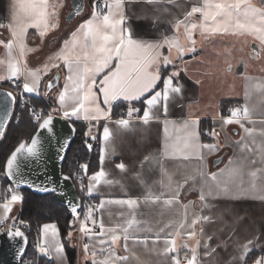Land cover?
I'll return each mask as SVG.
<instances>
[{"label":"snow or ice","instance_id":"6c2138e0","mask_svg":"<svg viewBox=\"0 0 264 264\" xmlns=\"http://www.w3.org/2000/svg\"><path fill=\"white\" fill-rule=\"evenodd\" d=\"M133 3L144 6L141 9L142 15L138 16V19L146 22L151 20L144 29L145 35H137V29L128 23L125 6ZM172 4L174 0H92L90 17L79 23L70 33L69 38L63 41L59 51L49 57V62L35 71L29 70L26 62L23 61L27 52L34 51L26 44L28 30L36 29L43 38L50 30L57 28L58 24L53 20L58 16V7L62 5L50 0H29L26 5L19 6L23 15L14 12L11 23H0V29H7L10 35L7 42L0 41L9 53L8 72L7 75L0 76V80H8L16 84L21 75L25 77L22 91L18 94L11 91L0 92V139L4 138L10 123H19V117H15L14 120L16 107L27 111L35 122L34 134L30 139H21L18 146L0 164L3 175L14 184V187H9L7 190L10 195H5L4 202L0 204V208L3 209L0 226L9 219L14 222L8 225L6 231L0 228V236L6 237L8 251L14 264H22L28 244L25 232L21 227L16 226L17 218L10 217L13 206L17 203L22 204L24 200L18 189L25 186L37 192L53 193L61 197L67 195L63 190L62 182L69 180L70 177L62 174L58 186L52 182V177L46 174V164L49 153H54L57 162H64L72 137L76 133V121L87 122L84 136L89 151L92 149L89 141L97 140L93 129L101 126V121L104 122L102 139L106 145L112 137L110 123L132 131L135 122L147 127L153 121L160 122L162 115L165 133L160 156L144 158V162L151 160L160 164L162 177L167 181L161 179L162 191L156 192L148 188L143 196L102 198L98 204L84 205L83 211L79 202L67 201L73 217L70 222L72 231L68 232V239H71L73 231H78L81 238L88 239L89 242L83 244V253L85 261H90V264H125L129 256L118 255V248L128 252L130 244L147 246L149 239L154 246L152 250H155V245L163 242L161 253L173 254L172 264H200L198 250L201 240L197 237L198 234L203 235L204 225L212 221L211 216L203 214L205 209L210 210L213 207L208 203L209 200L218 203L244 200L264 202V183L256 182L257 176L264 174V167L256 168L249 173L252 179L247 186L240 179L245 161L252 165L259 161L264 165V127L255 126L257 121L252 119V109L247 104L229 108L228 115L220 116V128L223 130L229 125H238L244 135L235 141V144L241 153L248 155H243L235 166L220 169L218 173H208L203 169L207 155L219 153L224 147L229 146L227 142L225 144L219 142L220 133L216 130L215 121L210 130L205 129L202 133L199 127L200 117L192 113L179 123L168 119L170 104L176 97L182 98L184 91V85L180 82L181 72L187 74L186 67H176L173 51L176 53L175 60L186 64L183 58L187 53L196 51L197 41L194 36L199 29L200 37L205 40L225 36L251 37L257 45V48L253 49V54L258 58L260 53L264 52V8L256 7L252 0H203L201 5H193L183 18L168 22L172 30L171 35L160 33L158 38H152L151 30L158 28L160 17L169 11L164 6ZM80 11L81 9L77 7L74 13L69 14V19L74 15H80ZM152 13H155V16L150 15ZM196 17L199 18V22H195ZM181 28L188 46L180 41ZM14 49L18 52V56H12ZM164 49H167V55L164 54ZM169 66H172V71H168ZM52 69H57L58 72L52 80H49L47 90L42 95L49 96L50 91L57 86L59 70L66 71L65 82L55 98L56 106L51 107L47 112L38 111L29 106L25 94L40 96L41 80ZM227 70H231V65ZM247 79L249 83L246 97L253 91L264 92V82L255 81L252 77ZM195 83L199 84L200 81L197 80ZM121 106L124 111L118 118L113 119L115 115L113 109ZM157 110L161 115L156 114ZM57 118L65 122L69 129L68 133H62L57 129L55 124ZM245 122L253 126L246 127ZM259 123L264 125V120ZM169 125L181 135L169 136ZM201 135L210 137L213 142H202ZM107 154V148H101L98 171L88 175L89 165L82 163L79 169L82 170L83 175L79 172L74 174L80 181L81 191L86 190L89 197L99 191L100 185L114 183L108 179V173L104 168ZM250 156L256 158L249 160ZM169 158L185 161L196 159L201 162L198 171L202 181L198 189L200 202L196 205L199 208L198 212H190L194 202L181 204L180 199L185 184L189 180L195 181L196 176L185 177L183 182H174L162 163L163 159ZM229 163L232 165L233 161L230 159ZM115 167L122 172L127 170L123 162L117 163ZM33 173L36 175L33 176ZM84 176H87V185L83 183ZM109 205L119 206L123 210L119 213L118 222L106 225L102 214ZM149 205L159 206L162 211L180 205L183 211L178 214V219L170 220L159 228L154 237L141 236L139 235L141 232H151V228H144L143 221L138 219V216L142 215L141 209ZM25 223L19 220L20 225ZM167 229L172 231H166ZM181 236H186L180 246L187 250L183 256L178 251L176 239ZM231 238L229 235L222 246L212 247L209 242L213 237L208 236L203 243L205 256H212L217 252V248L226 249ZM192 239L196 240V244L189 248L187 241ZM258 239L259 236L248 239L240 245L242 251L239 260L243 264H247L246 258L254 250H259L260 254L255 255L252 264H264V245L257 243ZM35 250L46 257L65 259V246L61 242L55 222L41 225L40 239L35 243Z\"/></svg>","mask_w":264,"mask_h":264},{"label":"crops","instance_id":"0c3cea01","mask_svg":"<svg viewBox=\"0 0 264 264\" xmlns=\"http://www.w3.org/2000/svg\"><path fill=\"white\" fill-rule=\"evenodd\" d=\"M28 2L29 0H0V22L4 24L11 23L14 12H19L23 15L19 6L26 5ZM50 2L62 5V7H58V16L53 20L54 23L58 24V27L50 30L43 38L40 37L36 29L29 28L26 44L28 48L34 51L27 52L23 58L29 70L35 71L41 69L45 63H48L49 57L59 51L63 45V41L69 38L70 33L84 19L89 18L91 14L92 1L87 4L84 13L76 21L67 25L66 23L71 22L66 20L68 4L71 7L70 0H50ZM202 3L203 0H174V4L165 5L164 7H167L169 11L160 17L161 22L157 29L151 30V37L158 38L160 33L171 35L172 30L168 22L174 21L177 18H183L184 14L193 5L199 6ZM252 3L256 7L264 8V0H252ZM125 7L129 18L128 23L137 29V35H145L144 29L148 27L151 20L146 22L137 18L142 15L141 9L144 6L133 3ZM150 15L155 16V13ZM194 19L195 22H199L198 17ZM179 35L181 43L188 46L184 39L183 28H181ZM194 38L197 41L195 45L196 51L194 53H187L184 56L183 60L187 62L186 64L175 60V51L172 54L176 67H186L187 74L185 75V73L181 72L180 82L184 85V91L182 98L178 96L170 104L168 119L179 123L187 118L189 113H192L200 117L199 127L202 133L205 129L210 130L213 127V121H215L216 130L220 133L219 142L221 144L227 142L229 146L224 147L219 153L207 155L203 163V169L208 173H218L220 169L235 166L240 162V158L243 155H248L247 153H241L235 144V141L244 135L243 130L238 125H229L221 130L220 116L229 114H223L221 112V102L231 100L241 102L242 106L247 104L252 109V119L257 121L255 126L257 128L264 127V125L259 123V121L264 120V92L253 91L250 96L246 97L249 83L247 77H252L258 82H264V52H261L258 58L254 56L253 49H256L257 45L252 41L251 37L225 36L205 40L200 37L199 29H197ZM8 39H10L8 30L0 29V41L7 42ZM163 51L165 55L168 54L167 49ZM12 56H18V52L15 49L12 52ZM8 57V50L0 44V61H3V63H0V76L7 75ZM229 65H231L230 71L227 70ZM21 66L23 68V62ZM241 66L242 70L238 72ZM172 70V66H169L168 71ZM234 70H236V73ZM57 72V69H52L46 76H43L40 83V92L44 87L46 88L48 81ZM66 75V71L59 70V83L52 91L55 98L58 92L62 90ZM20 78L24 82L25 77L21 75ZM197 80L200 81L199 84L195 83ZM6 82L15 89H18L19 92L22 91L23 82L21 86L17 87L11 81L0 80V87ZM14 93L17 94L16 92ZM122 109H124L123 106L120 109H113L115 113L113 119L118 118ZM156 114L161 115L158 110ZM162 121L163 116L161 115L160 122L153 121L147 127L139 122H135L132 125L134 129L132 131L125 130L110 123L109 128L112 132V137L107 145L102 139V125L104 122L101 121V126L93 129V134L97 136L99 156L101 148H107L108 154L105 159L104 168L108 173V179L114 181V183L111 185H100L98 192L93 193L91 197L86 194L87 197L97 200L99 203L102 198H121L126 195L134 197L143 196L148 188H152L156 192L163 190L161 189L160 181L161 179H165V182L167 181L166 178L162 177L160 164L153 163L151 160L144 162L146 156H160V150L165 142ZM245 125L246 127L253 126L247 122H245ZM168 135L175 137L181 135V133L177 132L172 125H169ZM201 141L204 143L213 142L210 137L205 135H201ZM252 158L256 157L250 156L249 160ZM230 159L233 161L232 165L229 163ZM121 162L126 165V171L122 172L115 167L117 163ZM142 162L144 163L142 164ZM162 163L168 174L172 176L174 182H183L185 177L196 176L195 181L189 180L185 184L181 190L180 199L181 204H187L189 201L194 202L190 207V212H198L199 208L196 207L200 203L198 200V189L202 183L198 171L201 168V162L196 159L185 161L178 158H169L163 159ZM259 167H264L259 161L255 165L245 161L242 176L240 177L245 186L252 179L249 173ZM99 168L100 162L98 160V166L95 171H98ZM93 172L88 175H91ZM137 174H139V178H137ZM141 180L143 183H141ZM256 182L258 184L264 183V174H259ZM87 183L88 180L86 177V185ZM208 203L213 207L210 210L205 209L203 214L211 216L212 221L204 225L203 235L198 234L197 237L201 240V246L198 250L200 264H243L239 260L242 251L240 245L248 239H254L257 236H259V239L256 242L264 245V202L244 200L240 202L218 203L217 201L209 200ZM0 204L2 203L0 202ZM20 210L21 204H15L12 213H10V217L18 218ZM122 210L116 205L107 206L102 214L105 224L108 225L118 222L119 213ZM182 211L180 205H174L172 209L163 211L159 206L149 205L142 208V215L138 216V219L143 221L144 228H151V232H141L139 235L154 237L159 228L163 227L170 220L178 219V214ZM2 214L3 209L0 208V215ZM9 221L13 220L9 219L5 223ZM234 229L235 233L233 234ZM166 231H172V229H167ZM161 235L163 236L164 234L162 233ZM229 235L232 238L228 241L226 249L220 247L217 248V252L212 256H205L203 243L207 240L208 236L213 237V240L209 243L212 247H216L217 245L222 246ZM71 238L72 245L77 250L76 264H90V261H85L83 253V244L89 242L88 239L81 238L78 231H73ZM60 239L62 242L61 236ZM176 239L178 251L183 256L187 250L180 246L186 239V236L177 237ZM187 242L189 248L196 244L195 239L188 240ZM153 247L151 239H149L147 246L143 244H130L128 252H124L122 248H118L117 254L129 256V260L125 264H172L171 256L173 254L164 255L161 253V249L164 247L162 241L155 245V250H152ZM188 254L190 255V253ZM259 254V250H254L249 256L254 255L255 257V255ZM50 262H53V264H70L66 252L65 259L57 260L53 256Z\"/></svg>","mask_w":264,"mask_h":264},{"label":"trees","instance_id":"16d2710c","mask_svg":"<svg viewBox=\"0 0 264 264\" xmlns=\"http://www.w3.org/2000/svg\"><path fill=\"white\" fill-rule=\"evenodd\" d=\"M2 85L4 88L10 89L17 94L19 93L18 89L10 86L7 82L3 83ZM53 89L50 91L49 96L47 97L42 95V93L46 91V88L44 87L40 96L25 94V99L29 100L30 107H34L38 111L43 110L47 112L51 109V107L56 106L55 95L52 94ZM232 102L234 101L225 100L221 102V112L223 114L227 113V108ZM120 108L121 107H119V109ZM15 117H19V123H10L4 138H2L0 141V164L6 160V157L19 144L21 139H30V136L34 134L35 122L31 119L30 114L27 111H22L19 107H16L14 120ZM76 130V137L73 140L63 163V173L71 176L74 180L79 195V200L81 202V210L83 211L87 195L85 191H81L80 185L74 178V173L80 171L79 165L82 163L89 165L88 174L95 171L98 166L99 153L97 150V140L89 141L92 144L91 151H89L85 145L86 138L84 136V132L87 131V122L76 121ZM9 187H12V185L9 183L6 176L3 175V169L0 168V191L3 192ZM18 191H20L24 197L23 203L21 204L19 218L39 232L41 225L44 223L55 222L58 225L68 261L70 264H76L77 250L72 245V238L69 240L67 236L68 232L72 231L70 222L73 220V217L70 210L60 203L56 195L53 193L38 194L28 189H22ZM28 237L30 241L34 238L32 234H28ZM31 246L32 243L27 250L26 257L31 255L34 258L35 264H53V262H48L41 255L37 254V252L33 250ZM252 259H254V255H250L248 257L247 264H250Z\"/></svg>","mask_w":264,"mask_h":264},{"label":"water","instance_id":"95a60500","mask_svg":"<svg viewBox=\"0 0 264 264\" xmlns=\"http://www.w3.org/2000/svg\"><path fill=\"white\" fill-rule=\"evenodd\" d=\"M70 4H71V11H69L67 13V15H66V20L68 22L73 21L78 16V15H74L71 19H69V14L70 13H74L77 10V7H79L81 9L80 14L85 10L86 0H70ZM241 70H242V66L239 67L238 72H240ZM46 90H47V86H46ZM8 91L13 92L10 89L4 88V87H0V92H8ZM55 124H56L57 129L61 130L62 133H68L69 132V129L67 128V126H66V124H65L64 121L59 120L57 118L56 121H55ZM76 133H77V130H76ZM76 133H75V136L72 137L70 146H71L73 140L76 137ZM0 141H1V139H0ZM70 146H69V148H70ZM67 153H68V151H67ZM67 153H66V156H67ZM66 156H65V159H66ZM63 163L57 162V160L55 159L54 153H49V159H48L47 164H46V174L48 176H51L52 177V182L53 183H56L58 186L61 183V181H60L61 175L62 174L63 175H67V174L63 173ZM41 167H43V166H41ZM35 175H36V173H33V176H35ZM69 177H70L69 180L62 182V184H63V190L67 193V195L66 196H63V197L56 195V197L60 201V203H62L65 207H67L68 210H69L68 205H67V201L68 200H72L73 202H79L81 204V202L79 200V195H78V192H77V188H76V185L74 183V180L72 179L71 176H69ZM8 181L12 185V187H14V184L9 179H8ZM22 189H28V190H30L32 192H35V193H38V194H51V193H44V192L33 191V190H31V189H29V188H27L25 186H21V188L18 189V190H22ZM4 230L6 231L7 228H5ZM26 236L28 238V244H27L26 252H25V254L23 256V259L26 256V253H27V250H28V247H29V243H30V240H29V237H28L27 234H26ZM22 262H23V260H22ZM0 264H14L13 259H12V256H11V254L8 251L7 239L4 236H0Z\"/></svg>","mask_w":264,"mask_h":264},{"label":"built area","instance_id":"2783aa9c","mask_svg":"<svg viewBox=\"0 0 264 264\" xmlns=\"http://www.w3.org/2000/svg\"><path fill=\"white\" fill-rule=\"evenodd\" d=\"M1 23V22H0ZM22 78H20L17 82H16V85H19V86H21L22 85ZM238 106H242V104H241V102H239V101H234V102H232L229 106H228V108H227V110L229 109V108H233V107H238ZM124 111V109H122V111L121 112H123ZM227 113H228V111H227ZM80 173V175H83V172L80 170V171H77V172H75V173ZM74 173V174H75ZM86 177L87 176H84L83 177V183L86 185ZM74 178L76 179V177L74 176ZM76 181L78 182V184L80 185V181L78 180V179H76ZM8 189H5L3 192H1L0 191V202L1 203H3L4 202V197H5V195H10V193H8V191H7ZM98 204V201L97 200H94V199H89L88 197L86 198V201H85V205L86 204ZM19 220H21L19 217L16 219V221H15V223H16V226H19V227H21V230L22 231H24L27 235L28 234H32V236H34V238L30 241V243H29V246H30V244L32 243V249L33 250H35V243L37 242V240L39 239V234H40V232L38 231V230H36V229H33L30 225H28L27 223H25V224H23V225H20L19 224ZM12 223H14L13 221H9V222H7V223H5L4 225H2V226H0V228H2L3 230L5 229V228H7L8 227V225H10V224H12ZM30 240V239H29ZM28 249H29V247H28ZM36 251V250H35ZM37 252V251H36ZM37 254H39L38 252H37ZM39 255H41V254H39ZM46 261H51V257H46V256H43V255H41ZM35 261H34V258L30 255V256H28V257H24V259H23V262H22V264H35L34 263ZM38 264V263H37ZM252 264V263H251Z\"/></svg>","mask_w":264,"mask_h":264},{"label":"rangeland","instance_id":"374dc122","mask_svg":"<svg viewBox=\"0 0 264 264\" xmlns=\"http://www.w3.org/2000/svg\"><path fill=\"white\" fill-rule=\"evenodd\" d=\"M91 3V0H86V6H87V4L88 3ZM85 9H86V7H85ZM69 11H71V7H70V5L68 4V6H67V13L69 12ZM84 13V11L80 14V15H82ZM80 15H78L76 18H75V20H73V21H71L70 23H66L67 25H69V24H71V23H73L74 21H76V19H78L79 17H80ZM237 70V69H236ZM236 70H234L235 71V73H236ZM78 227V226H77Z\"/></svg>","mask_w":264,"mask_h":264}]
</instances>
